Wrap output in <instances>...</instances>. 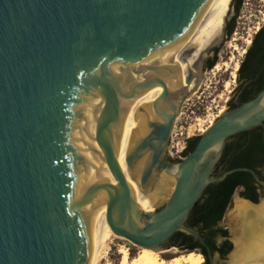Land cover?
<instances>
[{"label":"water","instance_id":"1","mask_svg":"<svg viewBox=\"0 0 264 264\" xmlns=\"http://www.w3.org/2000/svg\"><path fill=\"white\" fill-rule=\"evenodd\" d=\"M213 1L0 0V264H90L91 232L106 208L112 232L136 247L179 249L170 242L183 233L212 258L186 223L206 189L232 174L250 173L264 189L251 169L214 176L228 138L264 127V91L219 115L194 150L172 164L166 155L180 106L169 101L164 82L178 68L149 62L183 42ZM162 86L153 104L158 118L146 116L148 133L126 158L130 170L141 166L143 189L155 175L176 172L169 201L146 213L117 150L125 103ZM233 250L212 264H227Z\"/></svg>","mask_w":264,"mask_h":264},{"label":"bare ground","instance_id":"2","mask_svg":"<svg viewBox=\"0 0 264 264\" xmlns=\"http://www.w3.org/2000/svg\"><path fill=\"white\" fill-rule=\"evenodd\" d=\"M232 0H214L213 3L204 11L193 31L190 35L172 50L162 53L149 62V65H165L178 68L176 75L166 72V81L164 84L172 91L169 94V101L180 106L185 98H189L194 93L201 81L202 64L208 51L217 45L223 34L227 17L230 13ZM192 51L191 57L186 53ZM239 65L235 67L237 71ZM192 74V81L189 85H185V80ZM152 74L147 73L140 76V79L151 77ZM234 76V75H233ZM182 88L180 91L178 89ZM164 86L154 88L140 97L130 100L124 105V125L122 131V140L117 150L118 163L123 171L124 177L130 187L138 207L146 213H154L155 208L146 210L142 207V201L145 194L151 196L148 189H143L140 182V168L136 171L130 170L127 165L126 158L129 155L135 142L147 135L148 131L145 127L146 116L149 120L154 121L158 117L155 114L153 104L160 97ZM143 110L145 114L140 111ZM225 110L220 111L221 115ZM215 117L209 122V127L219 117ZM200 125L201 120L197 121ZM126 126H128L126 128ZM198 126V125H197ZM196 126L190 127V136L193 135ZM208 127V128H209ZM207 128V129H208ZM207 129L201 130V135ZM101 156V154H100ZM102 162L110 175L111 186L114 181L110 171L108 170L102 156ZM176 172L171 176L161 173L155 175L150 182L153 186V198L156 205L165 204L171 198L176 180L174 178ZM161 175V176H160ZM160 176V177H159ZM234 210L229 217L237 223L236 228H232V241L234 244L233 253L230 255L227 264H264V202L258 206H252L238 198L234 199ZM107 208L94 226L91 232L92 236V257L90 264H99L103 252L107 248L112 238L128 241L122 237L116 236L107 223ZM231 219V220H232ZM242 221L241 226L238 223ZM129 242V241H128ZM131 243V242H129ZM132 244V243H131ZM133 245V244H132ZM135 246V245H134ZM141 249V248H140ZM122 256L120 264H203L204 260L200 255L190 253L174 258L169 263H165L160 255L166 252H155L152 250L141 249L140 254L129 261L128 250L122 248L119 251ZM169 253L176 254L175 251Z\"/></svg>","mask_w":264,"mask_h":264},{"label":"rangeland","instance_id":"3","mask_svg":"<svg viewBox=\"0 0 264 264\" xmlns=\"http://www.w3.org/2000/svg\"><path fill=\"white\" fill-rule=\"evenodd\" d=\"M243 1L244 4L239 17L236 20L234 33L232 36H227L226 34L221 36V42L208 51L202 64L203 73L201 72L200 84L194 93L190 95L189 98H185L180 105L179 116L172 129L170 144L166 155V160L172 164H178L184 160L185 157H183V152L187 148L188 141L200 137L201 130L207 129L209 127V122L217 117L220 111L226 109L228 100L231 98L230 92L235 83V76L245 58L246 51L250 47V43L255 37L257 31L264 26V0ZM233 16L234 10L231 5L230 13L225 24L226 28ZM217 49L219 50L217 54L218 62L212 70H208L206 69V65L208 61L215 57V50ZM188 57H191V55ZM237 64L239 65V68L235 71ZM198 120H201L200 125L197 122ZM192 126L196 127L193 135L190 136L189 129ZM127 127L128 126H126V128ZM147 189L151 192V196H148L147 194L144 195L142 207L146 210H150L152 207L161 208L162 204H155L153 198V186H148ZM241 192L242 190H238L234 194L224 219L220 223V227L228 231L232 244L231 226L236 228L237 223L234 222L232 218L231 220L229 215L234 210V199L238 198L242 200L240 195ZM260 199L261 204L264 202V191L261 193ZM241 224L242 221L238 223L239 226H241ZM107 248L108 249H105L103 252L99 264H120L122 256L119 251L122 248L128 250L129 261L136 258L141 251L139 247L132 245L128 241L116 238H112L109 241ZM170 251H175L176 254L169 253ZM164 252L166 253H162L160 258L165 263H169L178 256L190 254L181 249H172ZM194 254L200 255L198 252H194ZM200 256L203 258L202 255ZM203 260L205 262L204 258ZM215 260L218 261L217 258H215Z\"/></svg>","mask_w":264,"mask_h":264},{"label":"trees","instance_id":"4","mask_svg":"<svg viewBox=\"0 0 264 264\" xmlns=\"http://www.w3.org/2000/svg\"><path fill=\"white\" fill-rule=\"evenodd\" d=\"M243 4V0H233L232 8L234 10V16L227 27V36H232L234 33L236 28V20L241 13ZM262 31L263 29L261 32ZM218 52V49L215 50V57L208 61L206 69L212 70L216 66L218 62ZM242 67L243 64H241V68ZM199 138L200 137L193 138L188 141L187 148L183 152V157H187L194 150ZM263 165V157L252 156L250 158H242L234 161L231 164L230 169L233 170L237 168H247L254 170L257 173L259 179L264 181V173H260L258 171V168H261ZM238 190H242L240 193L242 198L255 204H257L260 199L258 191H264L263 188L257 185L250 173L239 172L232 174L224 182L220 184H212L206 189L203 197L192 210L186 223L188 227L195 229L201 234L212 254L219 253L222 259H226V257L232 252L233 246L229 240L220 245L217 243L219 237L229 238L228 231L223 228H219L218 226L223 221L232 198ZM175 239L180 245H184L186 242L190 244L188 249L182 248L181 250H188V252H198L203 256H206V249L202 247L193 237L183 233H178L172 240Z\"/></svg>","mask_w":264,"mask_h":264},{"label":"flooded vegetation","instance_id":"5","mask_svg":"<svg viewBox=\"0 0 264 264\" xmlns=\"http://www.w3.org/2000/svg\"><path fill=\"white\" fill-rule=\"evenodd\" d=\"M262 29L263 31L261 32ZM259 33L260 35L258 36ZM250 44L242 62L243 67H240L241 70L239 69L235 76V83L230 92L231 98L228 100L224 112H233L239 109L243 105L256 100L264 91V26L257 31ZM252 156L264 158L263 126L238 133L226 140L220 160L214 167V176L220 177L231 171V164L234 161L242 158H250ZM258 171L264 173V165L258 168ZM258 192L259 195H261L262 191L259 190ZM218 227L221 228L220 225ZM228 240L230 241V238L219 237L217 243L220 245ZM170 245L179 249H188L190 246L188 242L184 245H180L176 239L172 240ZM184 251L188 252V250ZM227 257L226 259H222L219 253H215L212 254V258H210L207 252L206 256H203L205 259L204 264H212V260H215V258H218L219 261H224L227 260Z\"/></svg>","mask_w":264,"mask_h":264}]
</instances>
